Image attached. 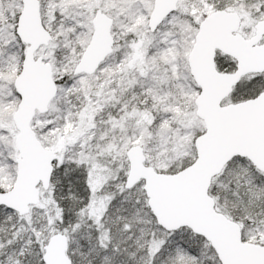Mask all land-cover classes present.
Wrapping results in <instances>:
<instances>
[{"label":"snow or ice","instance_id":"obj_1","mask_svg":"<svg viewBox=\"0 0 264 264\" xmlns=\"http://www.w3.org/2000/svg\"><path fill=\"white\" fill-rule=\"evenodd\" d=\"M0 264H264V0H0Z\"/></svg>","mask_w":264,"mask_h":264}]
</instances>
